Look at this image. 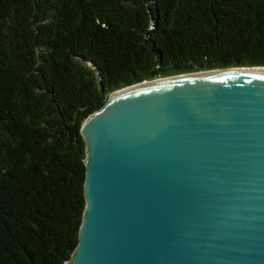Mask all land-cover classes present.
<instances>
[{
    "label": "trees",
    "instance_id": "trees-1",
    "mask_svg": "<svg viewBox=\"0 0 264 264\" xmlns=\"http://www.w3.org/2000/svg\"><path fill=\"white\" fill-rule=\"evenodd\" d=\"M234 67H264V0H0V264L71 257L111 93Z\"/></svg>",
    "mask_w": 264,
    "mask_h": 264
},
{
    "label": "water",
    "instance_id": "water-1",
    "mask_svg": "<svg viewBox=\"0 0 264 264\" xmlns=\"http://www.w3.org/2000/svg\"><path fill=\"white\" fill-rule=\"evenodd\" d=\"M65 264H264V67L144 81L80 127Z\"/></svg>",
    "mask_w": 264,
    "mask_h": 264
}]
</instances>
